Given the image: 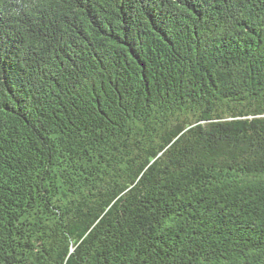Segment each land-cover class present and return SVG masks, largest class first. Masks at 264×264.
<instances>
[{
	"label": "trees",
	"instance_id": "trees-1",
	"mask_svg": "<svg viewBox=\"0 0 264 264\" xmlns=\"http://www.w3.org/2000/svg\"><path fill=\"white\" fill-rule=\"evenodd\" d=\"M0 264H264V0H0Z\"/></svg>",
	"mask_w": 264,
	"mask_h": 264
}]
</instances>
